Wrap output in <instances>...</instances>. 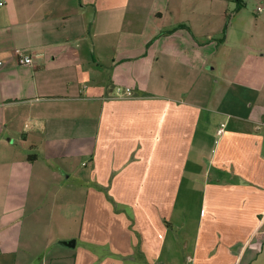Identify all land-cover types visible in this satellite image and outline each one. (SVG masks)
<instances>
[{
    "label": "crops",
    "instance_id": "0c3cea01",
    "mask_svg": "<svg viewBox=\"0 0 264 264\" xmlns=\"http://www.w3.org/2000/svg\"><path fill=\"white\" fill-rule=\"evenodd\" d=\"M235 8L0 0V264H231L239 240L264 264V57L234 44L213 109L150 82L164 57L215 71Z\"/></svg>",
    "mask_w": 264,
    "mask_h": 264
},
{
    "label": "rangeland",
    "instance_id": "374dc122",
    "mask_svg": "<svg viewBox=\"0 0 264 264\" xmlns=\"http://www.w3.org/2000/svg\"><path fill=\"white\" fill-rule=\"evenodd\" d=\"M264 6V0H247L246 7L243 8L242 12L240 15H242L243 20H244V27L246 29H242L239 26H236L237 24L233 25V28L230 29V35H229V41L226 43L224 48H221L217 55V59H215L217 63V67L214 70H210L212 67L211 65H204L203 66V73L200 72V70H191L190 67H186L180 63H176L174 61H169L168 58H161L156 62L155 66V77L156 80L154 82V79L150 81L153 84H159L162 87V91L166 90L168 87V93H172V97H179L181 92H187L188 94L185 95L186 100L190 103H199L202 105H206L208 107H216L217 102L220 100L221 96L224 95L226 104L229 102V93H227L226 90V85L225 84H214V80H217L216 76L218 74V71L222 68H225V62H224V55L227 53L234 54L236 50L238 49L236 43L239 41L243 40L244 38L247 37V42H249V46L252 47L253 50L258 51V56H263L264 57V13L262 14H257L256 9L258 6ZM230 20L228 21V25L230 24ZM229 28V27H228ZM225 26L223 29L222 37L224 36L225 33ZM248 30V31H247ZM248 33V34H245ZM226 36V33H225ZM142 52V51H141ZM206 57V56H205ZM232 68L235 71H239L242 69L243 63H245V60L241 59L240 57H236L233 59L232 62ZM264 63V60H263ZM211 64V63H210ZM253 65V64H252ZM251 65V66H252ZM245 66H248V63L245 64ZM253 67L257 68L258 74L257 78L259 75H264V65L258 64L253 65ZM218 70V71H217ZM154 77V76H153ZM145 81H143L144 83ZM142 83V84H143ZM146 84V82H145ZM150 85L149 82H147V85ZM152 84V85H153ZM216 90V91H215ZM124 91L120 90L117 92V97H123ZM262 92L264 94V87L262 89ZM199 93H203V95L209 96V98H204L208 101L200 100V97L202 95H199ZM163 94V93H162ZM228 95V96H227ZM142 97H151L150 95H140ZM246 96V95H245ZM213 99V103L211 100ZM145 99H159L158 97L155 98H145ZM144 100V99H143ZM263 104H264V98H263ZM210 105V106H209ZM224 106V105H223ZM222 106V107H223ZM210 107V108H212ZM213 109V108H212ZM206 116L208 115L207 112H205ZM223 128V125H222ZM180 139L174 140V143H179L180 145L181 141ZM163 152V151H162ZM174 155H177V151L174 147ZM79 183V181H78ZM177 196V195H174ZM168 197V195H167ZM198 197V195L194 196L193 203ZM196 202V201H195ZM175 230V229H174ZM173 235L176 236L175 232H173ZM248 244V243H247ZM231 252L232 256L240 257L241 254L245 251L248 250L247 245H244V242L239 240L235 246H231ZM185 254L183 251H181L180 255L176 257V264L181 262L182 264H185ZM237 258V259H238ZM235 262V259H227V262L233 264H237V261L242 259L241 257Z\"/></svg>",
    "mask_w": 264,
    "mask_h": 264
},
{
    "label": "built area",
    "instance_id": "2783aa9c",
    "mask_svg": "<svg viewBox=\"0 0 264 264\" xmlns=\"http://www.w3.org/2000/svg\"><path fill=\"white\" fill-rule=\"evenodd\" d=\"M264 12V6H258L256 9L257 14H261ZM18 53V62L21 65H33V59L30 56L24 55L20 50L17 51ZM127 94H130V90L127 89L126 92ZM223 129H220L219 133H222Z\"/></svg>",
    "mask_w": 264,
    "mask_h": 264
},
{
    "label": "trees",
    "instance_id": "16d2710c",
    "mask_svg": "<svg viewBox=\"0 0 264 264\" xmlns=\"http://www.w3.org/2000/svg\"><path fill=\"white\" fill-rule=\"evenodd\" d=\"M236 2V8L234 12H238L242 10L244 7H246V2L244 0H235ZM226 32V29H225Z\"/></svg>",
    "mask_w": 264,
    "mask_h": 264
},
{
    "label": "water",
    "instance_id": "95a60500",
    "mask_svg": "<svg viewBox=\"0 0 264 264\" xmlns=\"http://www.w3.org/2000/svg\"><path fill=\"white\" fill-rule=\"evenodd\" d=\"M67 245H71L72 247H74L75 246V241L73 240V241H68L67 243H66Z\"/></svg>",
    "mask_w": 264,
    "mask_h": 264
}]
</instances>
